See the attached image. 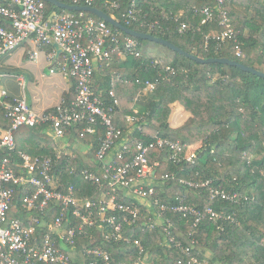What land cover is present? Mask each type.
Wrapping results in <instances>:
<instances>
[{"label":"trees","instance_id":"16d2710c","mask_svg":"<svg viewBox=\"0 0 264 264\" xmlns=\"http://www.w3.org/2000/svg\"><path fill=\"white\" fill-rule=\"evenodd\" d=\"M59 1L74 4L71 0ZM111 1L95 0L92 6L132 30L165 39L200 58L230 59L264 73V0L226 2L235 37L223 43L213 38L225 30L219 21L202 24L201 11L209 5L214 7L215 0H137L141 18L150 23L157 22L154 29L138 24L126 25L122 15L133 0H123L117 10L110 9ZM167 1L173 2L178 11L167 6ZM44 3L48 16L64 12ZM80 4L84 5L83 2ZM69 13L80 15L75 11ZM84 18L101 21L89 13H84ZM183 24L188 28L181 33ZM112 30L118 35V46L123 51L126 38L136 40L140 44V56L112 53L111 60L102 63L94 75L93 90L103 96L106 107L113 105L110 92H114L119 103L113 114L114 125L123 131L124 137L133 132V137L145 141L148 138H144L143 133L188 146L202 142L195 164L185 157L179 161L172 159L173 151L168 148L152 151L149 160L155 190L152 201L158 199L167 206L181 204L194 208L204 217L195 225L194 216L170 210L165 213L164 218L173 225L172 236L177 244L186 250L192 240L196 241L191 253L185 254L182 248L168 244L162 226L150 228L155 218L153 208L147 220L124 224L120 240L107 237L112 234V227L96 216L95 225L87 228V234L79 236L76 245L67 248L71 264H92L94 261L106 264L103 259L87 253L97 248L110 256L111 264H189L192 258L198 263L190 264H264V78L227 64H201L164 45L125 35L114 27ZM109 43L111 49L115 48L116 44ZM238 47L240 57L237 56ZM148 83L155 85L153 91L147 90ZM144 91H148L144 97L145 111L135 113V100ZM74 98L75 85L64 99L71 103ZM174 104H179L190 114L179 128L169 124ZM128 116L143 120L129 125ZM139 126L143 133L138 130ZM10 127L11 121L1 108L0 128ZM85 127L84 123L68 131L73 139L78 136L80 142L73 155L61 160L56 173L61 175L62 189L72 184L78 197L98 201L104 196L109 198L111 188L106 184L103 187L93 185L85 180L83 172L103 174L96 153L99 138L105 130L98 126L97 134L80 138ZM15 138L16 150H1L0 159L9 157L19 162L22 152L32 157H55L57 143L47 126L22 127L15 132ZM88 147L90 151L87 152ZM207 182L210 183L203 186ZM211 189L245 198L239 203L213 198ZM24 195L21 191L16 193L10 219L22 218L23 214L28 216L29 212H23L22 208ZM124 198L122 192L117 201L123 202ZM207 208L217 214L230 215L233 220H212L205 213ZM48 210L47 221L51 222L59 210L53 206ZM70 218L72 226L81 222L73 219L72 214ZM164 226H167L166 222Z\"/></svg>","mask_w":264,"mask_h":264},{"label":"built area","instance_id":"2783aa9c","mask_svg":"<svg viewBox=\"0 0 264 264\" xmlns=\"http://www.w3.org/2000/svg\"><path fill=\"white\" fill-rule=\"evenodd\" d=\"M71 1L74 2L73 5L79 6H92L95 2ZM122 1H111L110 9H119ZM228 1L215 0L214 7L209 5L201 11L202 24L219 21L225 28L220 34L213 35V38L222 43L235 37L233 22L226 10ZM180 15L182 12L175 17L176 20ZM122 17L127 26L138 24L154 29L157 24L141 18L137 0L131 2ZM187 28L183 24L180 32H185ZM208 39L209 36L206 37ZM118 40V35L113 32L109 23L94 18L85 19L84 13L78 16L64 11L48 16L43 0H0V58L18 47L33 44L28 55L30 60L35 61L44 46L55 45L60 50L61 62H56L59 55L54 48L48 52L49 61L56 63L52 72L58 69L69 74L75 81L73 101L67 103L64 99L43 113L33 111L25 98H10L8 92L0 87V106L5 117L11 121L9 129L0 128V151L16 150L15 132L22 127L47 126L54 141H59L60 144L64 140L67 142L63 145L57 142L55 157H32L22 152L19 162L9 157L0 159V264H71L67 248L75 246L76 239L87 234V228L95 225L96 216H100L102 222L112 227V234L107 237L120 240L124 224H135L139 219L147 220L153 208L155 218L150 223V228L162 226L168 244H174L178 248H182L181 244H177L172 236L173 225L169 219L164 218L165 213L170 210L184 216H194L195 225L203 219L204 214L194 208L181 204L167 206L158 199L152 201L155 190L149 160L151 152L168 148L173 151L172 159L179 161L185 157L188 162L195 164L196 153L189 152L191 146L159 135L149 136L143 133L141 126L138 130L148 140L133 137V132L124 137L123 131L114 125L113 114L119 105L114 92H110V96L114 98L113 105L106 107L103 96L95 94L93 90L97 65L109 62L112 53L140 56V44L136 40L126 38L124 51L118 46ZM109 42L116 44L115 48L111 49ZM237 56H241L239 47ZM154 88V84L148 83L147 90L153 91ZM127 120L134 124L143 118L128 116ZM84 123L86 127L80 133V138L97 134L98 126L105 130L104 135L99 138L96 153L103 174L83 172L86 181L100 187L106 184L111 188L112 195L109 198L104 196L98 201L78 197L76 187L72 184L62 189L61 175L56 173L61 160L73 155L74 148L80 142L78 136L73 139L68 131ZM89 148L86 149L87 152L90 151ZM18 191L25 193L22 208L23 212L29 214L27 217L23 214L22 218L10 219L9 212ZM122 192L125 193L124 201L118 202ZM210 192L213 198L221 197L234 203L245 198L239 194L230 196L219 190L211 189ZM50 206L59 210L51 222L47 221ZM205 213L212 220H233L232 216L217 214L211 208H207ZM70 214L73 219H79L80 224L72 226ZM165 222L167 226H164ZM195 243L192 240L189 248H182L183 252L190 254ZM87 253L111 264L110 256L100 248L90 249ZM192 262L198 263L196 258H192L189 264ZM92 264L98 262L94 261Z\"/></svg>","mask_w":264,"mask_h":264},{"label":"crops","instance_id":"0c3cea01","mask_svg":"<svg viewBox=\"0 0 264 264\" xmlns=\"http://www.w3.org/2000/svg\"><path fill=\"white\" fill-rule=\"evenodd\" d=\"M33 44H26L18 47L12 52L0 58V87L8 92L10 98H25L33 111L43 113L60 104L65 96L69 94L75 85L74 79L67 73L52 69L56 63H51L48 59V52L53 48L59 55L56 62H61L60 50L57 46H44L37 60L32 61L28 52L33 49ZM102 64H98L95 74L99 71ZM146 91L135 100L140 112H144V97ZM135 112H139L133 108ZM190 114L179 104L172 106L169 124L172 128L181 127L188 119ZM130 125V123L128 122ZM59 145L67 143L65 140ZM58 146V145H57Z\"/></svg>","mask_w":264,"mask_h":264},{"label":"water","instance_id":"95a60500","mask_svg":"<svg viewBox=\"0 0 264 264\" xmlns=\"http://www.w3.org/2000/svg\"><path fill=\"white\" fill-rule=\"evenodd\" d=\"M44 2H47L49 4L54 5L57 8H60L64 11H75V12H79V13H89V14H93L96 17L100 18L101 20L106 21L107 23H109L112 27L116 28L118 31L122 32L125 35L137 38V39H141V40H147V41H151V42H155L157 44H161L164 45L166 47H168L169 49L193 60L196 61L198 63L201 64H213V63H219V64H227V65H231V66H235L243 71L252 73L254 75H257L259 77H263L264 78V73L256 70L254 68H251L249 66H246L242 63L236 62L234 60H230V59H224V58H211V59H203L200 58L196 55L190 54L186 51H184L183 49H181L180 47L172 44L171 42L162 39V38H158L155 37L151 34H146V33H141L138 32L136 30H132L126 26H124L121 22H119L118 20H116L113 16L95 8L92 6H79V5H70L67 3H63L60 2L59 0H43Z\"/></svg>","mask_w":264,"mask_h":264},{"label":"rangeland","instance_id":"374dc122","mask_svg":"<svg viewBox=\"0 0 264 264\" xmlns=\"http://www.w3.org/2000/svg\"><path fill=\"white\" fill-rule=\"evenodd\" d=\"M166 4H167V6H169L171 9H174L175 10V5H174V3L173 2H169V1H167L166 2ZM165 4V5H166ZM177 9V8H176ZM180 9V8H179ZM177 11H178V9H177ZM181 10H179V12H180ZM148 92V91H147ZM138 105H135L134 106V108L136 109V110H141L142 111V109L140 108V109H138V107H137ZM172 106H174V105H172ZM172 106H171V108H172ZM182 107V106H181ZM183 108V107H182ZM184 109V108H183ZM185 110V109H184ZM172 113V112H171ZM169 119H170V117H169ZM191 147V149L189 150V152L190 153H196L197 154V152H198V150L201 148V146H202V142H199V143H193L192 145H190ZM205 264H207V263H205Z\"/></svg>","mask_w":264,"mask_h":264}]
</instances>
